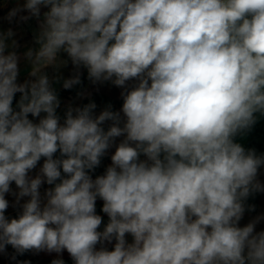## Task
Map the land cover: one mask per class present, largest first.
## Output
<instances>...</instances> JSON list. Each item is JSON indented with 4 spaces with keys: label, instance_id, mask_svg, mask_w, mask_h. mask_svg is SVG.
<instances>
[{
    "label": "clouds",
    "instance_id": "1",
    "mask_svg": "<svg viewBox=\"0 0 264 264\" xmlns=\"http://www.w3.org/2000/svg\"><path fill=\"white\" fill-rule=\"evenodd\" d=\"M42 6L39 49L25 54L35 80L17 83L18 56L5 54L13 33H0V251L66 249L75 264H264V232L238 226L244 201L264 190V155L235 140L264 116V0H26L9 19L24 9L39 18ZM61 51L93 82L138 81L122 92L123 126L110 108L94 115V103L68 108L60 123L41 70L67 63ZM121 136L93 180L89 171ZM12 182L17 202L30 199L9 220ZM45 182L54 187L42 203ZM97 197L109 217L102 232ZM113 238L114 250H96Z\"/></svg>",
    "mask_w": 264,
    "mask_h": 264
},
{
    "label": "rangeland",
    "instance_id": "2",
    "mask_svg": "<svg viewBox=\"0 0 264 264\" xmlns=\"http://www.w3.org/2000/svg\"><path fill=\"white\" fill-rule=\"evenodd\" d=\"M18 4V3H17ZM9 5L12 6V8L9 10L8 13L3 14V11L5 9H8L7 7H9ZM16 8H23V5L21 6H13L11 1L9 0H0V33H7L9 30L12 31L13 35L11 37H9L6 40V44L8 45V47L5 50V54H8L9 52H13L15 51L17 56H18V76H17V83L18 84H23L26 81H33L35 80V77H33L31 75V72L33 71V63L31 60H29L26 57V53L31 49L33 51L38 50L39 49V44L36 43V37L38 36V32H40V30L38 29V26L36 25H31L30 22H38L37 24H40V21H43L44 18V13L46 12V7H41V14H40V21H38L39 19L35 16H31L30 13L24 12V14H21L23 12L19 11L17 12V14L12 17L11 19H9V13L10 11H12L13 9ZM26 11V9H25ZM21 12V13H20ZM22 17H29L28 19H22ZM8 25L10 28L13 29H3V25ZM23 33H27L30 36V40H32L34 43H36V46H33V48H29L27 50H21L22 47V43L23 41H27L25 39V34ZM13 41H15V47L13 46ZM19 41H21V44L19 43ZM61 52L58 53V62L59 61H63L60 60L59 55ZM73 65L69 64V63H58L56 65H49L44 67L41 71L43 74H46L49 77V80L52 84V87L55 89L56 93L58 92V95H61L60 93H62V95L66 96L65 90H61L63 89V84L64 81L67 79H71L74 76L79 75V79L82 81L80 84H83L84 82V78L86 79V88L88 92H99V93H103L109 96H112L114 98H123L122 96V92H125L126 90H131L133 87H135L138 84L137 80H130L128 82H126V85L124 87H119L116 86L115 84L112 83L111 80L108 81H97V82H93L91 79H89L88 75H85V73H81L80 74V70L77 68H73L71 67ZM71 67V69H73L72 71H67L68 73L65 75L62 73L63 68H68ZM66 71V70H65ZM57 74H61L62 77H58L56 76ZM64 75V76H63ZM61 78V80H60ZM79 84V83H78ZM77 84L73 85L76 86ZM81 87H79L80 89ZM78 89V90H79ZM61 90V91H60ZM64 91V94H63ZM81 92V91H80ZM79 92V93H80ZM79 95V94H78ZM80 96V97H79ZM78 98L76 100H80L81 98L84 97V95H79ZM59 97V96H58ZM60 100V99H59ZM124 103V101H123ZM18 104H12V107L15 111H19V108L17 107ZM106 108L103 106H100L94 113V115H99L102 111H104ZM119 113L122 116V121H123V113H122V108L119 109ZM64 119H65V114L63 115ZM64 120L61 119L60 123L63 124ZM104 125L106 126H110L111 125V121H106L104 123ZM123 125V124H121ZM124 139L123 136L121 137H117L115 138L112 146L109 148L107 154L110 155L114 154L116 151L117 146L119 145V143ZM44 159L45 158H41V160L37 163V166H40L41 164L43 165L44 163ZM139 160L140 161H147V157L143 154H141L139 156ZM42 165L40 166V168L42 167ZM39 168V167H38ZM260 171L257 174V180L259 181V183L264 186V166L260 167ZM29 177H36L37 173H36V169H32L29 173H28ZM15 182H12L10 185V189L11 191L5 194V199L8 200V196L9 194H11L12 198H13V202L9 201V206L6 209L5 213L10 212L14 207L15 209L17 208V206H22L25 202H27V200H29L30 198L28 197H22L19 199V202H17V193L19 192V189L17 188V186H14ZM14 187V188H13ZM23 210V209H22ZM257 212L256 213H243V216L241 218V220L238 222V226L239 227H244L247 226L249 223L255 222V227H254V233H260V232H264V190L261 194L260 197V201L259 204L256 208ZM22 212H20L21 214Z\"/></svg>",
    "mask_w": 264,
    "mask_h": 264
},
{
    "label": "crops",
    "instance_id": "3",
    "mask_svg": "<svg viewBox=\"0 0 264 264\" xmlns=\"http://www.w3.org/2000/svg\"><path fill=\"white\" fill-rule=\"evenodd\" d=\"M9 1H11L12 5L14 7L15 6H21V5H24L26 3V0H9ZM42 7H44V6H42ZM7 8L8 9H5L3 11V14L8 13L9 10L12 8V6L9 5V7H7ZM48 10L49 9L46 7V12ZM24 12H27V10L25 11V9H24L23 12L22 13L20 12V13L21 14H24ZM38 19H39L38 21H40V18H38ZM37 23L38 22H33V23L30 22L31 25L38 26V29L40 30L41 21H40V24H37ZM2 27H3V29H13V28H10L8 25H5V24ZM23 34H25L24 36H25V39L27 41H25V42L23 41V43H22V47L23 48L21 50H24L25 51V50H27L29 48H33V46H36V43H34L32 40H30L29 34H27V33H23ZM38 35H39V32H38ZM19 43L21 44V41H19ZM59 58H60V60L67 61V63L73 65V63L71 62V59L68 57L67 53L61 51V53L59 55ZM71 67H73L75 69L78 68L81 71L80 74L83 72L86 75L87 68H85L83 65H80V66L73 65ZM71 67H68L66 69L63 68L62 73L66 75L68 73L67 71H69V72L72 71L73 69H71ZM56 76L62 77L61 74L60 75L57 74ZM60 80H61V78H60ZM72 87H74V86H72ZM71 88L65 89L63 87V89H61V90H66V96L65 95H62V94L61 95H58L57 94V96H59L58 99H60V105H59V107L57 108L56 111L61 114L60 120L61 119L64 120V116L63 115L66 113V111H67L68 108H70V107L71 108H77V107H80L81 108L82 102L84 100L88 99V98H91L94 94L105 95V96H108L111 99H113L115 101L114 107L116 109V112H119V109L122 108V106H123V101H124L123 98L118 99V98H114L112 96H109V95H106V94H103V93H99V92H92V93L91 92H88L87 91V88H86V79L85 78H84L83 85L81 86V88L79 90H77L75 92H72V93H70V92L67 93L68 92L67 90H69ZM78 94L79 95H82V96L84 95V97L81 98L80 100H76L78 98V96H79ZM44 115H45L44 113H41L39 117H33L31 114H29V119H31L34 123H38L39 120L41 118H43ZM121 124H123V121H122ZM121 126H123V125H121ZM108 150L105 153L106 159L101 164L100 176L104 175L105 172H106V169L109 166L112 165L111 157H110V155L107 154ZM112 155L113 154H111V156ZM40 166H37L36 165V167H35L37 175L40 174ZM262 166H264V165H261V167ZM260 169L261 168L258 169V173H259ZM34 176L31 177V178H34ZM92 179L94 180L96 178H92ZM14 186H16V185H14ZM52 187H54V185H48L46 182L41 185L39 191H40V194H41L42 203L46 202V199H45V193H46V191L48 189L52 188ZM262 192H263V190H261V194H262ZM28 198H30V197H28ZM8 200L11 201V202H13L12 201L13 198H12L11 194H9ZM103 204H104V201L101 198L97 197L96 203H95V212H96L97 215H99V216L102 217V223H101V225L99 226V228L97 230L98 231H101V232L104 230L105 226L109 222L108 215L102 211ZM20 212H22V206H20V207L17 206L16 209L14 207L8 213H15L19 217ZM256 212H257V210H256ZM125 239H126V242L127 243L131 244V243H133V239L134 238L132 237L131 234H126L125 235ZM115 243H116L115 238H113L111 242L104 241L102 243H98L96 245V250H100L101 248H106L108 251H112V250H114ZM54 260H62L63 261V264H75L73 258L67 252L66 249L63 250L60 253H57L55 251L49 252L47 250H39V251H37L35 249H33V250H27V251H24L23 253H19L11 245H7L6 248H5V250L0 251V264H53V261Z\"/></svg>",
    "mask_w": 264,
    "mask_h": 264
},
{
    "label": "trees",
    "instance_id": "4",
    "mask_svg": "<svg viewBox=\"0 0 264 264\" xmlns=\"http://www.w3.org/2000/svg\"><path fill=\"white\" fill-rule=\"evenodd\" d=\"M86 75H88V71L86 72ZM82 81L80 80V83ZM80 83L77 84L76 86L72 87L71 89L67 90L68 91L67 93H69V92L72 93V92L77 91L79 89V87H81L83 85ZM65 93H66V90H65ZM60 94H62V93H60ZM63 94H64V91H63ZM21 95L22 94L19 92L16 93L14 95L12 104H18ZM89 103H94L96 105L95 109L93 110L94 113L100 106H103L106 109L110 108V110L116 112V109L114 107L115 101L108 96L101 95V94H94L91 98H88L82 102L81 108L84 107L85 105L89 104ZM57 115L59 117L61 116V114L59 112H57ZM257 117H258L257 122L252 126V128L250 130L246 131L245 133L238 135L235 138V140H236V142L240 143L246 150L254 149L257 155H264V116L257 114ZM103 127L105 128V130H107V128L109 126L103 125ZM59 155H60L59 152H57L56 154H54V158H58ZM105 159H106V157L104 155L101 158V162H100L99 166H97L95 169L89 171V175L92 178H97L98 176H100L101 164ZM61 172H62V169H61ZM64 175L65 174H63V172H62V176H64ZM57 182H59V181H57ZM260 197H261V190L252 192L248 196V198L244 201V205H245L244 213H249V214L253 213L254 214L256 212V208L259 204Z\"/></svg>",
    "mask_w": 264,
    "mask_h": 264
},
{
    "label": "built area",
    "instance_id": "5",
    "mask_svg": "<svg viewBox=\"0 0 264 264\" xmlns=\"http://www.w3.org/2000/svg\"><path fill=\"white\" fill-rule=\"evenodd\" d=\"M6 218H8L9 220L13 219V218H18V216L15 213H5Z\"/></svg>",
    "mask_w": 264,
    "mask_h": 264
}]
</instances>
